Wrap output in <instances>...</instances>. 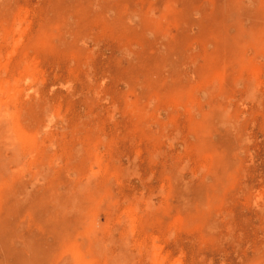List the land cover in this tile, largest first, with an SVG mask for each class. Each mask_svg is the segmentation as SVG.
I'll return each instance as SVG.
<instances>
[{"label":"rangeland","instance_id":"obj_1","mask_svg":"<svg viewBox=\"0 0 264 264\" xmlns=\"http://www.w3.org/2000/svg\"><path fill=\"white\" fill-rule=\"evenodd\" d=\"M0 115V264H264V0H0Z\"/></svg>","mask_w":264,"mask_h":264},{"label":"bare ground","instance_id":"obj_2","mask_svg":"<svg viewBox=\"0 0 264 264\" xmlns=\"http://www.w3.org/2000/svg\"><path fill=\"white\" fill-rule=\"evenodd\" d=\"M3 109V108H2ZM7 111V110H6ZM9 112V111H8ZM5 113V112H4ZM10 115H11V113H10ZM13 115V114H12ZM0 117H1V115H0ZM5 117H6V115H5ZM3 118H4V116H3ZM10 121V120H9ZM2 122V121H1ZM10 124V123H9ZM9 130V129H8ZM16 137V140H17V136H15ZM20 137V136H19ZM12 140V139H11ZM20 141H21V139H19ZM24 139H22V141H23ZM7 141V140H6ZM13 141V140H12ZM19 141V142H20ZM23 142H21V144H22ZM9 144H11V143H9ZM17 144H18V142H17ZM143 249V248H142Z\"/></svg>","mask_w":264,"mask_h":264}]
</instances>
